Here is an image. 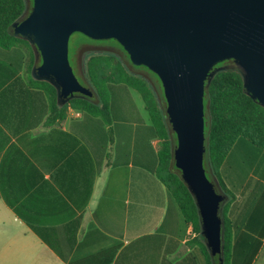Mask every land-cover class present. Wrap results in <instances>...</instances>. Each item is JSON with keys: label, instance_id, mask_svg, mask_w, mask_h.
<instances>
[{"label": "crops", "instance_id": "crops-1", "mask_svg": "<svg viewBox=\"0 0 264 264\" xmlns=\"http://www.w3.org/2000/svg\"><path fill=\"white\" fill-rule=\"evenodd\" d=\"M29 62L0 47V264H205L165 185L133 162L135 124H113L97 158L93 122L54 117ZM219 176L235 195L229 264H264V149L237 137Z\"/></svg>", "mask_w": 264, "mask_h": 264}, {"label": "water", "instance_id": "water-1", "mask_svg": "<svg viewBox=\"0 0 264 264\" xmlns=\"http://www.w3.org/2000/svg\"><path fill=\"white\" fill-rule=\"evenodd\" d=\"M14 32L35 45L36 78L53 82L58 99L92 92L69 60V37L115 39L134 65L158 77L175 134L174 165L195 197L212 253L221 244L222 194L203 165L205 81L226 59L244 71L248 94L264 105V0H30Z\"/></svg>", "mask_w": 264, "mask_h": 264}, {"label": "trees", "instance_id": "trees-1", "mask_svg": "<svg viewBox=\"0 0 264 264\" xmlns=\"http://www.w3.org/2000/svg\"><path fill=\"white\" fill-rule=\"evenodd\" d=\"M27 2L28 0H0V47L25 48L30 58L29 83L45 92L52 115L65 117L70 107L82 112L84 118L90 119L95 127L96 140L100 137L102 141V146L98 150L96 148L97 158L104 156L107 142L112 139L113 124L134 123L133 162L153 172L165 185L168 207L175 209L185 224H191L195 236L188 243L198 247L204 263L229 264L232 223L227 213L235 195L224 186L219 176V168L237 137H244L264 149V105L252 98L245 89L241 65L233 59L223 60L214 66L218 71L209 81H205L203 165L216 191L222 194L218 208L221 244L219 250L213 254L202 234L195 197L174 165L176 138L166 116L165 100L156 74L144 65H134L115 39L95 40L88 37L95 44L117 49L122 56H117L115 51L91 55L85 62L84 74L80 75L73 58L76 49L83 44L78 43L71 56L69 54L70 64L74 63L72 67L77 78L92 94L74 93L70 98L59 100L58 88L53 82L36 78L35 68L40 63L37 48L24 36L14 32L13 25L26 15ZM122 57L134 70L126 67ZM231 61L235 64L226 65ZM132 91L140 95L148 115L147 121L141 116ZM153 141L156 143L153 144ZM186 258L191 257L187 255Z\"/></svg>", "mask_w": 264, "mask_h": 264}, {"label": "rangeland", "instance_id": "rangeland-1", "mask_svg": "<svg viewBox=\"0 0 264 264\" xmlns=\"http://www.w3.org/2000/svg\"><path fill=\"white\" fill-rule=\"evenodd\" d=\"M27 4H28V2H27ZM80 42H82L83 44H81L76 49V53L73 57L75 60L77 73L80 75L84 74L85 62L88 59V57L91 55L98 54V53H107L106 51H113V52L115 51L117 56H120V57L122 56V54L117 49H112V48L105 46V45L95 44V42L90 41L88 37H86L85 35H83L79 32H73L69 37V54H70V56H71L73 50L75 49V46ZM122 60L128 69L134 70L131 67V65L127 62V60L123 59V57H122ZM234 64H235L234 61L226 63V65H228V66L234 65ZM72 65L74 66L73 62H72ZM78 77H80V79H81V76L78 75ZM132 96L134 97V100L136 102L137 108H138L141 116L142 117L145 116L146 118H148V115L146 113V110L144 109L143 101H142L140 95L136 91H132ZM228 191L232 193L231 190L228 189ZM261 255H262V253H261Z\"/></svg>", "mask_w": 264, "mask_h": 264}, {"label": "built area", "instance_id": "built-area-1", "mask_svg": "<svg viewBox=\"0 0 264 264\" xmlns=\"http://www.w3.org/2000/svg\"><path fill=\"white\" fill-rule=\"evenodd\" d=\"M76 114H78V113H76Z\"/></svg>", "mask_w": 264, "mask_h": 264}, {"label": "flooded vegetation", "instance_id": "flooded-vegetation-1", "mask_svg": "<svg viewBox=\"0 0 264 264\" xmlns=\"http://www.w3.org/2000/svg\"><path fill=\"white\" fill-rule=\"evenodd\" d=\"M29 1V0H28Z\"/></svg>", "mask_w": 264, "mask_h": 264}]
</instances>
